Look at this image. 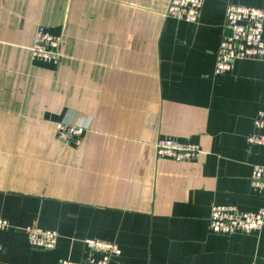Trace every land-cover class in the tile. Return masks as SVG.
<instances>
[{
  "label": "crops",
  "instance_id": "1",
  "mask_svg": "<svg viewBox=\"0 0 264 264\" xmlns=\"http://www.w3.org/2000/svg\"><path fill=\"white\" fill-rule=\"evenodd\" d=\"M169 0H0V264L81 259L85 238L116 242L109 264H264V227L222 233L211 207L264 206L250 182L264 145L249 144L264 109V58L215 73L230 2L204 0L197 21ZM66 37L59 62L31 54L37 25ZM86 127L64 144L57 122ZM172 136L196 160L156 154ZM59 232L32 247L29 224Z\"/></svg>",
  "mask_w": 264,
  "mask_h": 264
},
{
  "label": "built area",
  "instance_id": "2",
  "mask_svg": "<svg viewBox=\"0 0 264 264\" xmlns=\"http://www.w3.org/2000/svg\"><path fill=\"white\" fill-rule=\"evenodd\" d=\"M204 0H169L164 15L197 21ZM225 31L216 49L215 73L231 72L237 60L264 58V7L230 2L224 15ZM63 33H52L39 24L36 27L30 48L35 58L47 62H59L62 58L60 47L65 43ZM86 127L81 123L57 122L56 134L64 144H80ZM249 144L264 145V109L253 119V128L247 135ZM156 154L176 161L196 160L204 149L198 143L181 141L172 136H159L155 140ZM251 185L264 196V164H253L250 175ZM8 221L0 218V229ZM209 227L214 232L235 233L258 231L264 227V206L257 210L240 208L236 204H217L211 207ZM26 233L35 248H55L59 238L56 229L29 224ZM84 253L81 259L61 258L58 264H109L113 256L121 253L119 245L99 238L84 239ZM4 244L0 240V252ZM259 264V263H252Z\"/></svg>",
  "mask_w": 264,
  "mask_h": 264
},
{
  "label": "rangeland",
  "instance_id": "3",
  "mask_svg": "<svg viewBox=\"0 0 264 264\" xmlns=\"http://www.w3.org/2000/svg\"><path fill=\"white\" fill-rule=\"evenodd\" d=\"M63 145H64V144H63V142H62V147H63V148H66V147H65V146H63Z\"/></svg>",
  "mask_w": 264,
  "mask_h": 264
}]
</instances>
